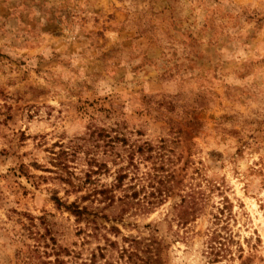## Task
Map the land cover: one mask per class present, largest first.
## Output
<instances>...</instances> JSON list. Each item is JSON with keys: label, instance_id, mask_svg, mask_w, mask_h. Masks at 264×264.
Returning <instances> with one entry per match:
<instances>
[{"label": "rangeland", "instance_id": "374dc122", "mask_svg": "<svg viewBox=\"0 0 264 264\" xmlns=\"http://www.w3.org/2000/svg\"><path fill=\"white\" fill-rule=\"evenodd\" d=\"M0 264H264V0H0Z\"/></svg>", "mask_w": 264, "mask_h": 264}, {"label": "trees", "instance_id": "16d2710c", "mask_svg": "<svg viewBox=\"0 0 264 264\" xmlns=\"http://www.w3.org/2000/svg\"><path fill=\"white\" fill-rule=\"evenodd\" d=\"M120 177L121 176H118V177H116V179L119 181ZM99 192H100V194H104L103 191H99ZM103 197H104V199L109 198L108 195H104ZM154 198H155L154 200H156V201H153L152 203H158L160 201V198L159 199L157 197H154ZM57 202H59V201H57ZM58 204H62V203L59 202ZM63 207L65 209H68L77 218H81L82 215L85 213L84 208H82V207L79 208L78 205H76L73 202H70L69 204H66V205L64 204Z\"/></svg>", "mask_w": 264, "mask_h": 264}]
</instances>
